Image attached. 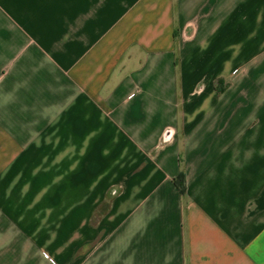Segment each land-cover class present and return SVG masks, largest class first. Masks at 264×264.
Segmentation results:
<instances>
[{
	"label": "crops",
	"instance_id": "obj_1",
	"mask_svg": "<svg viewBox=\"0 0 264 264\" xmlns=\"http://www.w3.org/2000/svg\"><path fill=\"white\" fill-rule=\"evenodd\" d=\"M0 264H264V0H0Z\"/></svg>",
	"mask_w": 264,
	"mask_h": 264
},
{
	"label": "trees",
	"instance_id": "obj_2",
	"mask_svg": "<svg viewBox=\"0 0 264 264\" xmlns=\"http://www.w3.org/2000/svg\"><path fill=\"white\" fill-rule=\"evenodd\" d=\"M174 182L176 183V186L178 187L180 192L183 194L185 190L183 175H180L178 178L174 179Z\"/></svg>",
	"mask_w": 264,
	"mask_h": 264
},
{
	"label": "water",
	"instance_id": "obj_3",
	"mask_svg": "<svg viewBox=\"0 0 264 264\" xmlns=\"http://www.w3.org/2000/svg\"><path fill=\"white\" fill-rule=\"evenodd\" d=\"M171 139H172V136L171 135L166 136V134H165L164 135V138H163V144L170 142Z\"/></svg>",
	"mask_w": 264,
	"mask_h": 264
}]
</instances>
